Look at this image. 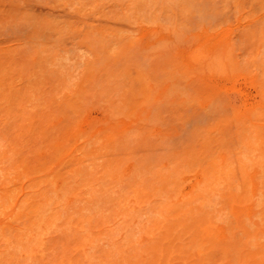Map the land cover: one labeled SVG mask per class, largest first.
Segmentation results:
<instances>
[{
	"label": "bare ground",
	"instance_id": "1",
	"mask_svg": "<svg viewBox=\"0 0 264 264\" xmlns=\"http://www.w3.org/2000/svg\"><path fill=\"white\" fill-rule=\"evenodd\" d=\"M6 1H10L11 3L8 4H12L11 6H14L15 2L17 4L20 2L19 7L15 3L14 13L11 6H9L11 11L4 8L8 5ZM6 1L3 7L0 0V6L5 12L3 10L0 12L1 15L4 13L0 16V29L2 28L0 40L3 39V35L14 30H17L14 33L15 35L18 33L20 38H16L17 35L14 37L13 32V34L10 33L13 35L11 40L12 37L16 38L14 42L8 38L11 47L8 39H3L5 44L8 43L7 46L4 45L3 40L0 41L7 47L5 52H0V64L2 63L0 68L3 67V71L0 69L3 72H0V165H2L0 166V188L10 182V177L14 178V181L10 182L8 187L14 184L16 188L14 189L13 185L12 189L10 187L0 189L1 192H5L0 193V264H264V0H51L57 3L58 7L64 8L62 13H67L64 16H68L66 19L61 18L62 13L59 10L60 14L56 11V5L51 8L57 12L56 18L50 14L49 18L52 17V19H48L47 16L44 19V16H41L44 14L40 13V18L43 19L36 17L39 11L34 10L35 13L32 7L42 0H36L37 4L36 1L31 0L34 2L33 6L29 0ZM49 1L43 0L44 5L39 3L40 8L49 5L50 10L51 2ZM95 3L98 8L95 7ZM28 5L32 6V9ZM20 6L24 7L22 8L24 12L20 10ZM91 6L93 9H98L97 14L99 11H104L102 14L105 20L109 17L108 21L111 18L115 24L122 21L121 24L118 23L121 27H125L123 22L127 23L126 27L129 28L135 26L144 28V24L146 27L156 25L158 27L156 30L159 32L164 29L169 32V35L174 36L192 30L190 29L192 21L199 27L216 26L214 21L217 18L214 15L222 17L217 25L228 20L225 19L226 15H232L235 22L240 21V24L242 20L249 22L242 31L257 42L258 45L253 46L254 49L244 43L238 46L233 44L223 56L219 55L220 59L215 52L216 57L211 58V60L215 58L214 66L202 63L192 69L195 74L208 70L219 77V74L233 70L240 63L242 55L249 52L248 48L250 50L252 48V53L256 52V54L245 62L253 71H256L259 80L260 108L254 112H248L249 114H240L241 108H223V104L221 103V106L220 102L211 96L212 93H208L210 89L208 87H205L207 91L204 89L207 93L202 91L203 95L198 96L200 97L198 99L196 96L201 95L202 92L195 95L182 88L183 81L187 83L188 80L184 79L186 75L182 79L178 76L174 77L173 73L167 71L168 76L163 74L158 82L155 74L152 75L151 68L154 71L155 62L156 65L164 62L161 61L162 57L168 62V59H165L167 57L165 55L168 54L164 52L165 46L159 43V55L163 54V56L156 54L153 61H149L150 58H147L144 52L141 54V58L146 57L148 61L146 66L148 68H146L145 59L143 61L140 58V51L138 55L135 34L128 33L126 29L119 26H116V29L109 27L111 29L109 30L107 22L99 16L100 14L96 16L104 21L103 24L107 30L103 26L102 30L96 29L95 24L98 25L100 21L95 22L94 26L88 24L89 21L85 17L93 20L95 16L93 9L92 14L89 15L90 11L87 8L91 10ZM27 7L33 13L31 10L29 12ZM5 10L10 13H6ZM27 14L36 19L31 20L32 18ZM35 14L36 16L33 17ZM10 15L12 19L9 18ZM57 15L59 20H56ZM256 15H259V18H255ZM4 16L6 18L3 21ZM8 18L11 21H8ZM4 22L9 24L11 22V25ZM6 24L8 32L3 33L6 29L3 26L5 27ZM13 26L17 29L11 28ZM9 27L12 30H9ZM18 28L26 30L18 31ZM28 29H31V32H27ZM145 31L146 29L142 32ZM21 32L24 34L27 32L25 35L31 33L29 37L32 41L28 35L31 42L27 40ZM147 32L143 35L146 36ZM20 33L31 44L27 41L24 44L22 40L24 38L19 35ZM10 34L4 37H9ZM138 40L140 42V38ZM69 41H73L74 44ZM12 43L17 44L12 46ZM66 43H69V46L71 44L72 48ZM2 45L0 44V51L4 48ZM27 45L30 50L26 48ZM75 45H78V49L75 50H79V53L75 52ZM81 45L87 49L86 52L89 51L86 53L82 49L87 56L90 53L87 61L85 60L87 56L85 58L84 53L81 52ZM61 47L73 49L72 55L77 53L80 58L74 55L72 58L75 62L72 59L67 60L71 58L69 49L64 51L66 55H69L67 58L65 54L61 55L63 53ZM23 48L27 49H25L27 54ZM14 51L15 54L24 53L13 55ZM19 55L21 59L16 60V56L19 57ZM3 56L8 58L5 59ZM74 57L84 60L79 61ZM12 58L15 59L10 62ZM155 58L162 59L157 62ZM19 60H21L20 63ZM62 60H66L65 64L75 63L74 65L63 63L65 66H70V70L71 66L75 70L77 64L80 67L84 65V69L79 67L80 70H84H81L83 73L80 77H78V70L77 73L75 72L76 78L72 73L73 69L70 73L65 71L68 67L60 64ZM4 62L7 63L6 66ZM9 62L11 67H8ZM83 62L86 63L83 64ZM11 63L16 64L14 68ZM174 64L170 65L171 71ZM29 65L33 67L30 68ZM46 66L60 68L58 67L59 71H57V67H54L57 72H53ZM17 68L21 74L16 73ZM26 68L27 72L23 74L28 80L23 78L22 74V69ZM35 68L36 70L42 68L40 70L43 72L39 70L37 72ZM31 69L38 75L42 72L44 76L36 75L37 78H35V71ZM60 69H64L66 73H62L64 71ZM156 69L158 70L157 67ZM184 71L182 74L185 73ZM47 72L53 75L51 81H54L53 84L51 83L50 88L53 90L49 95L44 94L46 91L43 90L47 86L45 82L46 76L49 75ZM186 72L189 74L188 71ZM67 73L72 74L75 79ZM41 76L43 79L46 77L43 81L41 80L43 86L39 85L41 81L38 82ZM189 76L192 77V75ZM189 76L186 77L189 78ZM20 78H23L24 86L22 83V85L18 84V90V85L15 83L16 81L20 83ZM25 80L28 83V89ZM161 80H164L166 84L171 81V91L166 92L165 96L167 97L168 93L170 95L168 97H171V100L175 98L174 101L177 102V105H174L168 97L165 99L166 97L162 96L163 99L169 100V102L164 100L167 103H165L166 107L170 103L173 105L171 107L170 104L172 109L169 111L163 106L161 97L156 98V101L152 99L154 102H151V97L155 94L154 92L152 95V92L158 87L157 84L162 83ZM36 81L39 83V89L36 88L38 87ZM2 83L7 88L2 89ZM184 85L187 84L184 83ZM187 88L189 89L190 86ZM14 89H17V92L13 91ZM62 89L66 92H62ZM158 90L157 93L162 94L165 89H162L161 93ZM42 99L46 102L43 103ZM2 100L4 101L1 102ZM157 100L161 103L156 104L158 107H155ZM11 103H16L18 111L13 109L15 106L13 104V107ZM35 103L37 106L42 103L48 106L52 104L51 106L57 110L53 111L51 107L47 106L48 109L42 104L44 108L42 107L43 109L41 108L39 112L40 109L38 110L37 107L32 109ZM58 105L60 108H57ZM178 105L183 106L184 109ZM196 105H200L202 113ZM174 106L176 111L173 109ZM96 107L100 112L102 110L104 122L110 120L108 123H112L113 126L111 124L110 128L106 130L102 128V130L101 126L96 125L100 128L96 130L92 124L91 127L88 124V127L85 125L89 118L88 111L93 108L96 110ZM177 107L184 111L187 107V111L198 107L199 114L195 112L197 115L190 119V125L188 118L190 113L185 116ZM13 110L21 114L20 121L24 118L21 122L19 119L11 118L13 113L11 114L10 111L13 112ZM166 112L167 114L178 112L177 114L181 113L180 116L187 117L186 121L184 117L175 115L178 121L184 118L182 121L187 122L185 124L183 122L182 126L188 131L183 130L187 132L188 136L184 135L186 139L189 137L188 140L184 141V137L182 140L178 137V141L174 140L178 144L173 145L172 140L166 141L164 138L156 137L153 143L152 135L148 131L153 130V127L155 130L158 129L153 125L159 127L160 124L161 128L168 125L164 122L167 119L164 117ZM199 115L202 121L198 118ZM36 117H39V121ZM161 117L164 118L163 126ZM194 118L198 125L194 123L196 125L192 126L193 122H196ZM137 120L138 124L140 122L144 127L140 126L141 130L137 128L140 125H136ZM81 124L85 125L84 129L86 127L87 131L81 128ZM6 126L9 128L7 129ZM144 130L147 132L145 133ZM148 134H150L148 140H151L152 144L148 140V143L145 142L147 137L149 138ZM141 135L144 140L141 139ZM180 135L183 136V133L181 132ZM140 140L150 148L152 145L159 154L148 150L149 152L142 156L143 154L141 155L137 150L141 148L139 151L143 152L141 151L143 143ZM180 140L184 143L188 141L189 145L179 142ZM140 142L142 144H139ZM174 146H177L179 150L174 149L176 154L171 151ZM11 147L18 148L17 152ZM148 147L144 149L147 151ZM159 147L164 153L158 150ZM170 147L172 149L169 151ZM7 148L12 151L9 150V153ZM48 148L51 149L50 151L53 149L54 152H50ZM166 151L171 153L168 154ZM16 156L20 158L17 159ZM23 157L40 160L29 159L30 162L28 158H25L27 161H23ZM34 161L36 166L33 165ZM24 162H26L25 165ZM193 173L198 176V181L193 182L194 184L192 183L186 190L187 178L189 179ZM16 181L18 183L20 181L19 186H16ZM8 189L17 191H5Z\"/></svg>",
	"mask_w": 264,
	"mask_h": 264
},
{
	"label": "rangeland",
	"instance_id": "2",
	"mask_svg": "<svg viewBox=\"0 0 264 264\" xmlns=\"http://www.w3.org/2000/svg\"><path fill=\"white\" fill-rule=\"evenodd\" d=\"M6 1V0H5ZM5 1H3L2 0V6H3V4L5 5ZM16 1H18V0H16ZM21 1V0H20ZM26 1V0H25ZM28 1V0H27ZM30 1V3H32L31 5L33 6L34 4V2L36 1V0H34V2L32 1L31 2V0H29ZM38 1H41V0H38ZM7 3L6 4H8L10 1H6ZM42 2H43V0L41 1V2H39V3H41L40 5H44V3L42 4ZM49 2H51V4H50V10H49V5L46 7V6H41V8H40V5H39V3L37 4V1L35 2L37 5H34L33 7L32 6H30V5H28V7H32V8H34L33 9V11L34 10H37L36 12H38V13H36L35 11V13L37 14V16H36V14L35 15H33V17L34 16H36V17H39L40 18V15H39V13L40 14H44V15H41V16H44V19L46 18L45 16H47V18L48 19H52V17L51 18H49L51 15L50 14H53L52 16H54L55 18H56V14H57V12H63V9L64 8H62V7H58L56 4L57 3H55V2H53V1H49ZM53 2V3H52ZM11 3V2H10ZM14 3V2H13ZM16 3V2H15ZM15 3H14V6H11L12 4H8L7 6L5 5V7L4 8H6L8 11L10 10V7L9 6H11L13 9V12L12 13H14V11H16V7H15ZM20 3V2H19ZM18 3V4H19ZM21 3H23V2H21ZM29 3V4H30ZM55 3V4H54ZM17 3H16V6L18 5ZM23 4H25V2L23 3ZM26 4H28V3H26ZM45 4L47 5V2H45ZM96 4V3H95ZM22 5V4H21ZM56 5V6H55ZM110 5V4H109ZM24 7H26V5H23ZM23 6H20L21 8H20V10L22 9V8H24ZM54 6H55V8L57 7V12L56 11H54L55 9H51V8H54ZM92 6H94V4L92 5ZM91 6V10L89 9V8H87L89 11H90V14L89 15H91L92 14V9H93V7ZM97 6V7H96ZM9 7V8H8ZM18 7H19V5H18ZM17 7V8H18ZM27 7V8H28ZM38 7V8H37ZM89 7V6H88ZM95 7L96 8H98V5L96 4L95 5ZM94 7V8H95ZM110 6H108V8H109ZM3 8V9H4ZM31 8V9H32ZM62 8V10H60ZM96 8L95 9H93V11H95V16H96V14H97V12L96 11H98V9L96 10ZM107 8V9H108ZM2 9V7L0 6V12H1V10H3ZM19 9V8H18ZM29 9V8H28ZM28 9L26 10V12L28 11ZM31 9H29V12H30V10ZM39 9H42V10H39ZM44 9V10H43ZM46 9H48L49 11H45ZM113 9V8H112ZM115 9V8H114ZM113 9V10H114ZM7 10H5V11H7ZM20 10H17V11H19L20 12ZM23 10V12H24V9H22ZM53 12H52V11ZM59 10V11H58ZM67 10V9H66ZM111 10V9H110ZM115 10H117V9H115ZM6 12V13H10V12ZM11 11V10H10ZM32 11V10H31ZM33 11H32V13H33ZM41 11V12H40ZM45 11L46 13H47V15H45L46 13L43 12ZM51 11V12H50ZM88 11V12H89ZM109 11V10H108ZM3 12H4V10H3ZM23 12H21L22 14H23ZM55 12V13H54ZM60 12H59V14H60ZM65 12V11H64ZM68 13H69V11H67ZM101 12V13H100ZM104 11H99L98 12V14H100L99 16H101V18H103L104 20H105V18H104V13H103ZM105 12H106V10H105ZM5 13V12H4ZM4 13H2V15L0 14V16H3L4 15ZM17 13V12H16ZM16 13H15V15H16ZM49 13V14H48ZM86 13V12H85ZM103 13V14H102ZM20 14V13H19ZM21 14V15H22ZM63 14V15H62ZM60 16H63V17H61V18H67L68 16H66V17H64L65 15H67V13L65 14V13H62ZM72 14V13H71ZM97 14V15H98ZM14 15V16H15ZM28 15V14H27ZM31 15V14H30ZM49 15V16H48ZM70 15V14H69ZM75 15V14H74ZM88 15V16H89ZM103 15V16H102ZM5 16H7V15H5ZM3 17L2 19H3V21H4V19L6 18V17ZM9 16V15H8ZM29 16V15H28ZM73 16V15H72ZM86 16H87V14H86ZM95 16H94V19L93 20H91L90 18H86L85 16V19L86 20H88L89 21V23H88V21H87V23L88 24H90V25H93L94 26V24H95V22H102V24L99 22L98 23V25H100V27H98V25H97V23L95 24L96 26V29L97 28H101L100 30H102V26H103V28H105V24H103V22L104 21H101V19H100V17H99V19L97 18V16H96V18H97V20L95 19ZM27 17V16H26ZM29 17H31L32 18V16H29ZM59 16L57 15V19L56 20H59L60 18H58ZM75 18H78V16L76 17V16H74ZM90 17V16H89ZM92 17V16H91ZM214 17H216L217 18V20L216 21H214L215 23H214V25H216V26H203V27H199V26H197L195 23H194V21H192L190 24H191V26H190V29H192V30H190V31H186L185 33H180L179 35H177V36H174V35H169V32L167 31V30H164V29H162V31H158V30H156V29H158V27L156 26V25H152V27H151V25H149V26H147L146 27V24H144L143 25V27L144 28H140L139 26H135L134 28H129V27H126L128 24L126 23H124L123 22V24L125 25V27H121V25H119L118 23H120V22H122V21H119V22H117L116 24L114 23V21L112 22L111 21V18L109 19V21H108V18L105 20L106 22H107V27L109 28H111V29H116V26H119V27H121V28H124V29H126L127 30V32L128 33H130V32H132V34L134 35L135 34V36L137 37V43H138V55H139V51H140V58H141V54L144 52L145 53V55H146V57L147 58H150L149 59V61H153V58L155 57V55L156 54H158V56H163V54H160L159 55V53H160V51L158 50V45H159V43H161L162 45H164L165 46V48H164V52L165 53H168V54H166L165 55V59H168V62L169 61H173L172 63L171 62H167V60L165 61L164 60V57H162L160 60L161 61H164V62H159L158 63V65H160V63H162L160 66H158V65H156V62H155V66H154V68H155V70L154 71H156L155 73H154V71L152 70V68H151V72H152V75L154 76V74H155V76L157 77V80H158V82H159V80H160V78H162V75L163 74H165V75H167L168 74V72L167 71H169L170 73H173L172 75L174 76V77H180V78H184V76L186 75V76H189V75H192V77L191 76H189V78H187L186 76H185V78L184 79H188L187 80V83H186V81H183V86L184 87H182V88H184V89H187L188 90V92H190L191 94H195V95H197V94H201V92L202 91H205L204 89H206L205 87H208V88H210L209 89V92L208 93H212L211 94V96L213 97L214 96V99H216L218 102H220V104L222 103L223 104V106H222V104H221V106L223 107V108H226V107H228L227 109H230L231 107L232 108H241V109H239V111H240V114H246V113H250V112H254V111H256V110H258L260 107H259V104L261 103V97H260V85H259V80L257 79V75H256V71H253L252 69H251V66H248V65H246V60L247 59H249L251 56H254L255 54H256V52H253L252 53V48L251 47H253V46H257L258 44H257V42L251 37V36H248V35H245V33L243 32L244 30H245V25L247 26V24L249 23V22H247V21H245V22H243L244 20H242V22H241V24H240V21H238V22H235V18L232 16V15H226L225 16V19H228L226 22H224V23H222L221 25H217V23L219 22V21H221V16H219V15H214ZM9 18H11L12 19V16L10 15V17ZM8 18V19H9ZM13 18H15V17H13ZM83 17H81V19H82ZM113 18V17H112ZM255 18H259V15H256L255 16ZM34 19H36V18H34ZM33 18L31 19V20H34ZM40 19H43L42 17L40 18ZM64 19V20H65ZM84 19V20H85ZM90 19V20H89ZM86 20H85V22H86ZM113 20V19H112ZM118 20V19H117ZM191 20H194V19H191ZM8 21H11L10 19L8 20ZM74 21V20H73ZM94 21V22H93ZM116 21V20H115ZM105 22V23H106ZM4 23H7V22H4ZM4 23L2 24V25H4ZM12 23H15V22H13L12 21ZM245 23V24H244ZM1 24V23H0ZM7 24H9V23H7ZM7 24H6V26L4 27L3 26V28H6L5 29V31L3 32V33H6V32H8V31H6V30H8L7 29ZM121 24V23H120ZM9 25H11V22H10V24ZM8 25V26H9ZM109 25V26H108ZM124 25H122V26H124ZM142 25V24H141ZM239 25V26H238ZM1 26V25H0ZM14 26H15V24H14ZM14 26L13 27H11V28H14ZM112 26V27H111ZM132 26V25H131ZM242 26V27H241ZM26 27V26H25ZM25 27H23V28H25ZM107 27L105 28L106 30H107ZM149 27V28H148ZM10 27H9V30L11 29ZM23 28H21V30L23 29ZM109 28V30H111ZM148 28V29H147ZM14 29H17V28H14ZM146 29V31L145 32H147V30H148V32H147V35L146 36H144L145 35V32H142V31H144V30ZM151 29V30H150ZM160 29V28H159ZM242 29H243V31H242ZM1 31H2V28L0 29ZM4 30V29H3ZM12 30V29H11ZM19 28H18V31H21ZM26 29H24V30H22L23 32L25 31ZM104 30V29H103ZM117 30H118V27H117ZM126 30H124V32L126 31ZM142 30V31H141ZM122 31V30H121ZM150 31V32H149ZM165 31H167V32H165ZM14 33V32H17V30H14V31H11V32H8L9 34L10 33ZM23 32H21V33H23ZM27 32H31V29H28V31ZM27 32H25V34L27 33ZM243 32V33H242ZM7 33V34H8ZM12 33V34H13ZM19 34L20 36H22V34ZM7 34H5V35H7ZM12 34H10V36L8 37H4L5 35H3V39H8V38H10V40H11V36H13L14 35V37L17 35L18 36V33H16V35H15V33L12 35ZM24 33H23V35H25ZM31 33H28L27 35H28V37H29V35H30ZM144 34V35H143ZM27 35H25L24 37H26V39L27 40H29L30 41V39H31V37H29L30 39H28V37H27ZM2 36V35H1ZM0 36V37H1ZM16 36V38H20L19 36L17 37ZM144 36V37H143ZM23 37V36H22ZM23 37V38H24ZM16 38H14V39H16ZM140 38V42H139V39ZM3 39H1V40H3ZM13 39V37H12V40H11V42H14L15 40ZM17 39V40H18ZM25 39V38H24ZM24 39H22L23 41H24V44H25V41H27L26 39L24 40ZM0 40V41H1ZM9 40V39H8ZM8 40H6V41H8ZM10 40H9V43H10ZM21 40V39H20ZM22 41V42H23ZM31 41H32V39H31ZM30 41V42H31ZM208 41V42H207ZM3 42H4V40H3ZM20 42V41H19ZM19 42H17V43H19ZM21 42V43H22ZM30 42H28L27 41V43H29V44H31ZM70 42V41H69ZM72 43H73V41H71ZM70 42V43H71ZM76 42V41H75ZM16 43V44H17ZM71 43V44H72ZM240 43H244L245 45H248V47L249 46H251L250 48H251V50L248 48V50H249V52L247 53H245V54H243L242 55V57L240 58L241 60H240V63L233 69V70H227L228 72H225V73H223L222 75L221 74H219L220 76L219 77H217V74L216 73H210V72H208V70H205V71H203V72H196V74L194 73V70L192 69L193 67H195L197 64H209V65H213V61H214V59L215 58H213L212 60H211V58L212 57H216V55L218 54V57H219V55L220 54H222V56H223V54H224V52L230 47V45H233V44H236L237 46H238V44H240ZM1 45H2V43H0ZM7 42H6V44H5V42H4V45H6L7 46ZM16 44H14V43H12V46L14 45H16ZM23 44V43H22ZM67 44V43H66ZM65 44V45H66ZM70 44V46H72ZM74 44V43H73ZM20 45V44H19ZM68 46H69V43L67 44ZM80 45V44H79ZM84 45V44H83ZM179 45H181V46H179ZM217 45V46H216ZM219 45V46H218ZM6 46H3L2 45V47H4L3 48V50H1L0 52L2 53V52H5V48H7ZM28 46V45H27ZM26 46V48L28 49L29 48V46L27 47ZM69 46V47H70ZM82 46V45H81ZM8 47H9V45H8ZM10 47H11V43H10ZM21 47H23V45L21 46ZM77 47V48H76ZM179 47H181V48H179ZM201 47H202V50H201ZM218 49H217V48ZM221 47V48H220ZM18 48V47H17ZM26 48H23L24 49V52H26ZM70 48H72V47H70ZM81 47H79V49H80ZM85 47L84 46H82V48H81V50L83 49L85 52H86V50L87 49H84ZM204 48V49H203ZM216 48V49H215ZM8 49H10L11 50V48H8ZM19 50H20V46H19V48H18ZM26 49V50H25ZM49 49V48H48ZM51 49V48H50ZM62 49H63V47H61V52H63V53H61V55L63 56L65 53H64V51H68V49L69 48H67V47H65L64 49H63V51H62ZM75 49H78V45L76 46L75 45V47H74V50ZM253 49H254V47H253ZM18 50V51H19ZM28 50H30V49H28ZM71 49H69V55H66L67 56V58H68V56L69 57H71V58H69V59H67V60H70V59H72L74 62H75V60L72 58V56H74V55H72L74 52H73V49L70 51ZM83 50L81 51V52H83ZM32 51V50H31ZM77 50H75V52H76ZM79 51V50H78ZM77 51V53H79ZM218 51V52H217ZM24 52H22V53H24ZM72 52V53H71ZM80 52V53H81ZM87 52H89V51H87ZM86 52V53H87ZM217 54H216V53ZM6 53H8V52H6ZM22 53H17V54H15V51L13 52V55H18V54H22ZM60 53V52H59ZM67 53V52H66ZM76 53V55L75 56H78V54ZM84 53V52H83ZM82 53V54H83ZM86 53H84V54H86ZM238 53V52H237ZM26 54H27V52H26ZM25 54V55H26ZM83 54V56L85 57V56H87V54L86 55H84ZM90 54V53H89ZM89 54H88V56H87V58L85 59L81 54H79L80 56H82L86 61H87V59H88V57H89ZM169 54H172L171 56L169 55ZM214 54V55H213ZM4 55V54H3ZM28 55H29V52H28ZM8 57H9V54L7 55ZM21 56H23V55H21ZM66 56L64 57V58H66ZM157 56V55H156ZM168 56H169V58L170 57H172V58H168ZM175 56V57H174ZM200 56V57H199ZM5 59L6 58H8V57H6V56H3ZM11 57V56H10ZM79 57V56H78ZM81 57V58H82ZM143 58L145 57L144 55L142 56ZM145 57V58H146ZM191 57H192V59H191ZM194 57V58H193ZM220 57H221V55H220ZM220 57H219V59H220ZM17 58H20L21 59V57H20V55H19V57H17L16 56V60H17ZM27 58H28V56H27ZM75 59H76V57H74ZM80 58V57H79ZM79 58H77L78 60H79ZM144 58V59H145ZM157 58V57H156ZM155 58V60L158 62V61H160V60H157ZM176 58V59H175ZM210 58V59H209ZM1 59V58H0ZM3 59V58H2ZM10 59V58H9ZM9 59H7L8 61H9ZM15 59V58H14ZM13 58L10 60V62L12 61V60H14ZM29 59H30V57H29ZM31 59H33V58H31ZM76 59V60H77ZM84 59H82V60H79V61H83ZM144 59H142L141 58V60H143L144 61ZM174 59V60H173ZM204 59V60H203ZM4 60V59H3ZM26 60V59H25ZM140 60V59H139ZM140 60V61H141ZM148 60V59H147ZM154 60V61H155ZM194 60V61H193ZM209 61V63H208V61ZM5 62H7L6 60H4ZM20 61L21 60H19V63H20ZM23 61V60H22ZM27 61V60H26ZM66 61V60H65ZM65 61L64 60H62V61H60L61 63L60 64H65ZM72 61V62H73ZM78 61V62H79ZM142 61V62H143ZM196 61V62H195ZM207 61V62H206ZM211 61V62H210ZM1 62V61H0ZM5 62H4V65L6 66L7 65V63L5 64ZM10 62H9V65H10ZM14 62V61H13ZM29 62V61H28ZM69 62V61H68ZM145 67L147 66V62L148 61H146V59H145ZM165 62H167L165 65H164V63ZM174 62H175V64H174ZM71 63V62H70ZM70 63H66L67 65L69 64L70 65ZM77 63V62H76ZM86 63V62H85ZM84 62H83V64H85ZM2 64V63H1ZM0 64V65H1ZM12 64V63H11ZM28 64V63H27ZM30 64V63H29ZM31 64H32V62H31ZM63 64V65H64ZM65 64V65H66ZM72 65H74L75 63H71ZM171 64H174L173 65V70L171 71L170 70V68H171ZM181 64V65H180ZM14 65H16L15 63H13L12 64V68H14L13 66ZM21 65V64H20ZM23 65V64H22ZM33 65H34V63H33ZM62 65V66H63ZM64 65V66H65ZM78 66V68L75 66V70L73 69V66H71L72 68H71V70H72V73H73V75L75 76V74L77 73V70H78V77H80V74H82L83 72L82 71H84V70H80V68H83L84 69V67L82 66V67H80V65L79 64H77ZM81 65H82V63H81ZM35 66V65H34ZM63 66V67H64ZM170 66V67H169ZM180 66V67H179ZM181 66H183V67H181ZM186 66V67H185ZM188 66V67H187ZM214 66V65H213ZM8 67H11V65L10 66H8ZM7 67V68H8ZM18 67V66H17ZM24 67H25V65H24ZM27 67V66H26ZM29 67H30V65H29ZM29 67H27V68H29ZM31 67H33V66H31ZM30 67V68H31ZM41 67V66H40ZM47 67V66H46ZM54 67H57V71H59V66H54ZM53 66H50V68H48L47 67V69H49V70H51V71H53V72H57L56 70H55V68H54ZM59 67V68H58ZM63 67H61V68H63ZM65 67H68L69 68V70H68V68L67 69H65V71H67V72H69L70 73V66H65ZM80 67V68H79ZM156 67L158 68V70L156 69ZM168 67V68H167ZM175 67V68H174ZM179 67V68H178ZM16 68V67H15ZM21 68V67H20ZM27 68L25 69V70H23L22 69V74L24 73H26L27 72ZM38 68V67H37ZM146 68H148V67H146ZM161 68V69H160ZM182 68V69H181ZM186 68V69H185ZM1 69V68H0ZM4 69H6V67L4 68ZM33 69V68H32ZM31 69V70H32ZM40 69H42V68H40ZM40 69H37L36 70V68H35V70L38 72V70L39 71H42V70H40ZM46 69V70H47ZM167 69V70H166ZM172 69V68H171ZM176 69V70H175ZM2 71H3V67H2V69H1ZM11 70V69H10ZM17 70H18V68H17ZM29 70V69H28ZM30 70V71H31ZM35 70H32L33 72L35 71ZM60 70H63L64 71V69H60ZM79 70H80V72H79ZM166 70V71H165ZM178 70V71H177ZM185 70V71H184ZM190 70V71H189ZM26 71V72H25ZM36 71L34 72V76H35V78H37V76L36 75H38V73H36ZM62 72V73H66V72ZM163 71H165V72H163ZM182 71H184L185 73L184 74H182L183 72ZM186 71H188V73L189 74H187V72ZM1 72V71H0ZM17 72H20V74H21V71H16V73ZM29 72V71H28ZM43 72V71H42ZM42 72H40L39 74L41 75L42 74ZM76 72V73H75ZM1 73H3V72H1ZM12 73H13V71H12ZM59 73V72H58ZM69 73H67L68 75H70ZM203 73V74H202ZM23 74V75H24ZM47 74H49L48 76H46L47 77V79L45 80V82H46V84H47V86H45L44 87V89H43V87H42V89L43 90H45L46 92L44 93V91L42 92V93H44V94H46V95H49L50 94V92L53 90V88H50L51 86H52V84L54 83V81H51L52 79H51V77L53 76V75H51L49 72H47ZM46 74V75H47ZM157 74V75H156ZM212 74L214 75V77L215 78H213V76H212ZM14 75H15V73H14ZM27 75H29V73L27 74ZM40 75H38L39 77H40ZM43 75V74H42ZM182 75V76H181ZM193 75H195V76H193ZM0 76H1V74H0ZM44 76V75H43ZM71 77H73L74 78V76H72V74L70 75ZM82 76V75H81ZM168 76V75H167ZM38 77V78H39ZM42 77V76H41ZM45 77V78H46ZM77 77V78H78ZM23 78H26V80H28L27 79V76H25L24 75V77ZM23 78L20 80V83L18 82V81H16L17 83H15V85L17 84H21L22 83V80H23ZM44 78V79H45ZM75 78H76V76H75ZM74 78V79H75ZM159 78V79H158ZM208 78H210V79H208ZM212 78V79H211ZM217 78V79H216ZM40 79V78H39ZM38 79V80H39ZM43 79V77L38 81V82H40L41 80L43 81L44 80ZM195 79V80H194ZM199 79V80H198ZM26 80H25V82H26ZM37 80V79H36ZM191 80V81H190ZM201 80V81H200ZM24 81V80H23ZM42 81L40 82L41 84H39V83H37V81H36V85H41V86H43V84H42ZM162 81V83L160 82L159 84H157V88H156V90H154L153 92H152V95L154 94V92H155V94L151 97V100L152 99H154V101H156V98H162V96H164V98L166 97L165 95H166V92H170L171 91V88H172V85H170V82H169V84H168V82H167V84L164 82V80H161ZM193 81V82H192ZM194 81H195V83H194ZM44 82V83H45ZM53 82V83H52ZM76 82V81H75ZM206 82V83H205ZM5 83H7V82H5ZM24 83V82H23ZM22 83V84H23ZM34 83V82H33ZM52 83V84H51ZM184 83L185 84H187V85H184ZM193 83V84H192ZM200 83V84H199ZM21 84V85H22ZM26 85H27V89H28V83L26 82L25 83ZM35 84V83H34ZM190 84H192V85H194V86H192V85H190ZM204 84V85H203ZM2 89H3V87H4V84L2 83ZM20 85V86H21ZM38 85V87H36V88H38L39 89V86ZM84 85V84H83ZM89 85V84H88ZM160 85V86H159ZM168 86V87H166L165 88V86ZM199 87H198V86ZM202 85V86H201ZM258 85V86H257ZM23 86H24V84H23ZM22 86V87H23ZM86 86V85H85ZM171 86V87H170ZM188 86H190V88L189 89H191V90H189L187 87ZM192 86V87H191ZM212 86V87H211ZM17 87V86H16ZM16 87H14V88H16ZM54 87V86H53ZM62 86H60V88H61ZM91 87V86H90ZM156 87V86H155ZM5 88H7L6 86L4 87V89ZM25 88V89H26ZM63 88V87H62ZM88 88V87H87ZM168 88V89H167ZM17 89L19 90V85H18V87H17ZM17 89H14L13 91H15L16 90V92H17ZM91 89V88H90ZM158 89H160V90H158ZM164 91H163V90ZM194 89H195V91H194ZM21 90L23 91L24 89H22L21 88ZM66 90V89H65ZM157 90H158V92H162V94H159V93H157ZM12 91V92H13ZM25 91V90H24ZM27 91V90H26ZM40 91H41V88H40ZM197 91H198V93H197ZM206 91H207V89H206ZM205 91V93H207ZM62 92H66V91H64V89H62ZM194 92V93H193ZM164 93V94H163ZM204 93V94H205ZM156 94H159V95H157L156 96ZM18 95V94H17ZM203 95V92H202V94L201 95H197L196 97L198 98V96H202ZM168 96H170L168 93H167V97ZM47 97H49V96H47ZM155 97V98H154ZM167 97L165 98V99H167ZM169 99H170V101L174 104V105H177L176 103L177 102H175L174 100H175V98H174V100H171L172 98L171 97H168ZM163 99V98H162ZM165 99H163V102H164V100ZM198 99H200V97L198 98ZM259 100H260V102H259ZM4 100H2L1 102H3ZM34 101V100H33ZM42 101H43V103H45L46 102V100L44 101L43 99H42ZM41 101V102H42ZM48 101V100H47ZM59 101V100H58ZM153 100L151 101L152 103L154 102ZM158 101L159 100H157V102L155 103V107L159 104L160 105V103H158ZM165 101H168L169 102V100H165ZM176 101H178L177 100V98H176ZM14 102V101H13ZM40 102V103H41ZM49 102H50V99H49ZM52 102V101H51ZM151 102L149 103L150 105H151ZM162 102V103H163ZM175 102V103H174ZM258 102H259V104H258ZM5 103V102H4ZM8 103V102H7ZM6 103V104H7ZM37 103V102H36ZM36 103H35V107H32V109L33 108H36L37 107V109L39 110V112L41 111V108L43 107V105L42 104H39L38 106L36 105ZM60 102H58V104H59ZM165 103L166 102H164V105L163 106H165L166 107V105H165ZM172 103H170L171 105H172ZM12 104V103H11ZM14 104V103H13ZM13 104H12V106H13ZM16 104V103H15ZM15 104H14V106H15ZM34 104V103H33ZM50 104V103H49ZM52 104H53V102H52ZM51 104V105H52ZM55 104H57V103H55ZM61 104V103H60ZM98 104H100V102H98ZM148 104V103H147ZM157 104V105H156ZM167 104V103H166ZM170 104L169 105H167V110L169 111V110H171L172 108H170ZM179 104V103H178ZM258 104V105H257ZM42 105V106H41ZM51 105H49L48 106V104L47 105H44V106H48V107H51L52 109H54ZM225 105V106H224ZM12 106H11V108H12ZM13 106V107H14ZM33 106V105H32ZM39 106H40V108H39ZM59 107H57V108H60V105H58ZM153 106V105H152ZM178 106H180V107H182L183 109H184V107L183 106H181V105H178ZM196 106H198L199 107V110H200V112H201V107H200V105H196ZM195 106V107H196ZM255 106V107H254ZM261 106V105H260ZM47 107V108H48ZM55 108H56V106H54ZM62 107V106H61ZM148 107H149V105H148ZM158 107V106H157ZM171 107H173V105L171 106ZM176 106H174V111H176L175 108ZM193 108V110L191 109V107H190V109L191 110H189L188 109V111L186 110L187 108H185V111L184 110H180L178 107V109L181 111V113L183 112V114L185 115V116H188V114H189V120L191 119H193V117H194V115L196 116L197 114H199V112H198V107H197V109L196 108ZM254 107V108H253ZM17 107L15 106V108H13V109H16ZM44 108V107H43ZM42 108V109H43ZM46 108V109H47ZM95 108V107H94ZM91 109L90 111H88V113L87 114H89V115H87L89 118H88V120H87V123L85 124L87 127H88V125L91 127V124L94 126V128L96 127V125H98L99 127L101 126V129L103 128L104 130H106L112 123H108V122H110V120L109 121H105L104 122V119H105V117H103L104 115H102L101 114V112H102V110H101V112H100V110H98V108L96 109L98 112H96V110L95 109ZM152 108V107H151ZM168 108H170V109H168ZM222 108V109H223ZM28 109V108H27ZM31 109V110H32ZM49 109V108H48ZM154 109H157V108H154ZM158 109H160V108H158ZM17 110V109H16ZM57 109H54L53 111H56ZM163 110V109H162ZM165 111H166V109H164ZM178 110V111H179ZM18 111V110H17ZM35 111H36V109H35ZM46 111H48V110H46ZM52 111V112H53ZM164 111V112H165ZM173 111V110H172ZM238 111V112H239ZM31 112V111H30ZM32 112H34L33 110H32ZM91 112V113H90ZM163 112V111H162ZM163 112V113H164ZM185 112H186V114H185ZM197 114H196V113ZM10 113L12 114V116L13 117H11L12 119L13 118H15L16 120H18L19 119V116L21 115H19V113H16L15 112V110H13V112L12 111H10ZM16 113V114H15ZM35 113V112H34ZM37 113H38V111H37ZM49 113V112H48ZM169 113H172V112H169ZM174 113V112H173ZM176 114L178 113V112H175ZM180 113V114H181ZM202 113V112H201ZM248 113V114H249ZM33 114V113H32ZM40 114V113H39ZM176 114H167V112L165 113V119L166 120H164V118H162L163 117V115H162V126L164 125L163 124V120H164V122L166 123V124H168V125H164L162 128L160 127V124H159V127H158V125H153V126H157V130H155V128L153 127V130L152 129H150V131H148V133L150 132L151 133V137L153 138L152 140H153V143H154V139H156V137H160V138H164V139H166V141L168 140H172V144L173 145H177L178 143L176 142V141H178V137H179V139H183V137H184V141H185V139L187 138V137H185V135L187 134V130L185 129V127H183L182 125H184L185 124V122L187 121V117L185 118V116H180V114H177V115H179L180 117H184V118H182V120L184 119V120H186V121H182V120H179L178 121V118H176ZM247 114V115H248ZM30 115V114H29ZM36 115H38V114H36ZM41 115V114H40ZM93 115H94V117H93ZM168 115H169V117H168ZM176 115V116H175ZM191 115V116H190ZM17 118H16V117ZM32 116V115H31ZM34 116V115H33ZM43 116V115H42ZM92 116V117H91ZM100 116H101V120H99L100 119ZM167 116V117H166ZM179 116H177V117H179ZM29 117V116H28ZM35 117V116H34ZM49 117V116H48ZM200 115L198 116V118L200 119ZM23 118V117H22ZM36 118H38V121H39V117H36ZM41 118V117H40ZM143 118V117H142ZM170 118V119H169ZM173 118H174V121H173ZM203 118V117H202ZM9 120H10V118H8ZM8 119H5L7 122L9 121ZM12 119H11V121H12ZM14 119V120H15ZM24 119V118H23ZM22 119V120H23ZM35 119V118H34ZM43 119L45 120V118L43 117ZM50 119V118H49ZM180 119V118H179ZM195 119V118H194ZM15 120V121H16ZM21 120V121H22ZM30 120H31V118H30ZM48 120V119H47ZM170 120V121H169ZM173 122H172V121ZM178 121V123L176 122V121ZM191 120H190V125H191ZM196 120V119H195ZM201 120V119H200ZM5 121V122H6ZM19 121H20V119H19ZM20 121V122H21ZM25 121V120H24ZM26 121H27V118H26ZM32 121V120H31ZM34 121V120H33ZM46 121V120H45ZM161 121V120H160ZM181 121V122H180ZM202 121V120H201ZM93 122V123H92ZM97 122V123H96ZM101 122H103L102 124H101ZM137 123H136V125H139L140 124V122H139V124H138V120L136 121ZM176 122V123H175ZM179 122H180V124H179ZM184 122V124H182ZM189 122V121H188ZM32 123V122H31ZM35 124L37 123L36 122V119H35V122H34ZM84 123V122H83ZM82 123V124H83ZM96 123V124H95ZM99 123V124H98ZM142 124H143V122H141ZM173 123H175V124H173ZM187 123V122H186ZM194 123H196L197 125H198V123H197V120H196V122L194 121L193 122V124H192V126H195L196 124H194ZM81 124V125H82ZM88 124V125H87ZM85 125H82L81 126V128L83 127V130L85 131V129H86V131H87V128L85 127V129H84V126ZM105 125V126H104ZM107 125V126H106ZM136 125H134V126H136ZM174 125L176 126V127H174ZM177 125H178V127H177ZM188 125V124H187ZM190 125H188V126H190ZM3 126V125H2ZM7 126H8V124H7ZM6 126V127H7ZM96 127V130H97V128L100 130V128L99 127ZM111 126H113V124L111 125ZM140 126H142L143 127V125H139L137 128L138 129H140ZM182 126V127H181ZM187 126V127H188ZM35 127H36V125H35ZM106 127V128H105ZM142 127H141V129H142ZM182 129H181V128ZM223 127V126H222ZM9 127H7V129H8ZM77 128V127H76ZM80 128V127H79ZM78 128V129H79ZM110 128V127H109ZM117 129L118 128H120V127H116ZM136 128V129H137ZM144 128V127H143ZM180 128V129H179ZM190 128V127H189ZM189 128H187L188 130H189ZM228 128V127H227ZM6 129V130H7ZM102 129V130H103ZM137 129V130H138ZM140 129V130H141ZM146 129H148V128H146ZM161 129V130H160ZM226 129V128H225ZM5 130V131H6ZM82 130V129H81ZM93 130V129H92ZM149 130V129H148ZM160 130V131H159ZM162 130H163V132H162ZM174 132H173V131ZM183 130H185V131H187V132H185V131H183ZM192 130V129H191ZM190 130V131H191ZM7 131H9V130H7ZM145 131V130H144ZM155 131H157V132H155ZM189 131V132H190ZM62 132V131H61ZM91 132V131H90ZM147 132V130L145 131V133ZM173 132V133H172ZM181 132L183 133V136H181L180 134H181ZM185 132V133H184ZM192 132V131H191ZM191 132H190V134H191ZM9 133V132H8ZM8 133H6V134H8ZM139 133V132H138ZM142 133H143V131H142ZM158 133H160V135L158 134ZM165 133V134H164ZM166 133H168V134H166ZM175 133H177V134H175ZM62 134H64L63 132H62ZM61 134V135H62ZM170 134V135H169ZM185 134V135H184ZM9 136H10V133L8 134ZM90 135H92V133H90ZM89 135V136H90ZM142 135H144L145 136V134H142ZM142 135H141V139H143V137H142ZM154 135V136H153ZM156 135V136H155ZM167 135H169V136H167ZM175 135V136H174ZM70 136H71V134H70ZM69 136V137H70ZM148 136H149V138L147 137V139L145 140V142H147V140L148 139H150V134H148ZM174 136V137H173ZM177 136V137H176ZM186 136H188V135H186ZM8 137V136H7ZM60 137V136H59ZM62 137V136H61ZM64 137V136H63ZM146 137V136H145ZM173 137V138H172ZM9 138H11V137H9ZM167 138H169V139H167ZM69 139V138H68ZM68 139H66V140H68ZM163 139V140H164ZM188 139H189V137H188ZM188 139H186V140H188ZM65 140V139H64ZM144 140V139H143ZM162 140V139H161ZM174 140H176V141H174ZM179 141V142H183L184 143V141ZM142 143L144 142V141H142V140H140ZM150 141L151 140H148V142L150 143ZM155 141H157V140H155ZM174 141V142H173ZM139 143V144H142V143ZM147 142V143H148ZM158 142V141H157ZM157 142H155L156 144H157ZM165 143V142H164ZM167 143H169V142H167ZM171 143V142H170ZM187 144H188V141L186 142ZM186 143H184V144H186ZM190 143V142H189ZM29 144V143H28ZM145 143H143V145H141L142 146V150L141 151H143V152H140L139 150L141 149H137L138 150V152L142 155V156H144L145 154H147L149 151H152V152H156V154H159V153H157V151H155V148L154 147H152V145H151V148H154V149H151L150 148V146L148 147V145L146 144V145H144ZM150 144H152V143H150ZM149 144V145H150ZM171 144V145H172ZM35 145V144H34ZM171 145H169V146H171ZM172 145V146H173ZM189 145V144H188ZM28 146V145H27ZM33 146V145H32ZM52 146V145H51ZM140 145H139V147H141ZM145 148H147L148 147V149H147V151H146V149H144V147ZM182 146H186L187 147V145H183L182 144ZM6 147V146H5ZM5 147H4V150H5ZM160 147H162V146H160ZM159 147V148H160ZM177 146H174V147H172L173 148V150H171L172 148L170 147V149H169V151L171 150V151H173L172 153L173 154H176V151H174V149L176 148ZM181 147V146H180ZM12 148V147H11ZM30 148H32V147H30ZM52 148V147H51ZM151 150H150V149ZM163 148V147H162ZM162 148H160V149H158L159 151L162 149ZM183 148V147H182ZM8 149V152H9V150H11L12 151V149H14V147L12 148V149H9V148H7ZM6 149V150H7ZM17 150H18V148H16ZM16 149H14L15 151H16ZM54 149H55V147H54ZM144 149V150H143ZM165 149V148H164ZM178 148H176L175 150H177ZM13 150V152H15ZM20 150V149H19ZM48 150L50 151L51 149H49L48 148ZM47 150V152L49 153V151ZM136 150V151H137ZM149 150V151H148ZM157 150V149H156ZM163 150V149H162ZM161 150V152L162 153H164L163 151ZM182 150V149H181ZM180 150V151H181ZM158 151V152H159ZM177 151H179V150H177ZM17 152V151H16ZM50 152H54V150L52 149V151H50ZM138 152H135V153H138ZM167 152V151H166ZM10 153V152H9ZM138 153V154H139ZM168 153V152H167ZM171 152H169L168 154H170ZM179 153V152H178ZM150 154V153H149ZM53 155V154H52ZM141 155H139V156H141ZM31 156V155H30ZM30 156H28V157H30ZM33 156V155H32ZM46 156H48V155H46ZM137 156V155H136ZM17 157V159H19L20 157H18V156H16ZM28 157H25L26 159L28 158ZM34 157V156H33ZM24 158V157H23ZM25 158L23 159V161H27V160H25ZM45 159H47L48 157H44ZM35 160V159H37V158H33L32 159V157L31 158H28V160ZM43 159V158H42ZM29 160V161H30ZM38 160H40V159H37V161ZM20 161H22V159L20 160ZM19 161V162H20ZM31 162V161H30ZM35 162V161H34ZM34 162H32V163H34ZM25 163L26 162H24L23 164L25 165ZM23 164H21V165H23ZM28 164H30V163H28ZM36 164V162L33 164V165H35ZM37 165V164H36ZM35 165V166H36ZM0 166H2V165H0ZM19 166H20V163H19ZM30 166H32L31 164H30ZM1 174V173H0ZM194 175V176H193ZM1 177V176H0ZM189 177V176H188ZM195 177V178H194ZM11 178V177H10ZM9 178V181L10 182H13L14 181V178H11L10 179ZM16 180V179H15ZM19 179H17V181H18ZM15 182L17 185L16 186H19L18 184H20V181H19V183L18 182ZM198 181V176L196 175V174H192L191 175V177H189V179L187 178V187H186V190H188L189 189V187L191 186V184L194 182V183H196ZM10 182H8V184L10 183ZM7 183V182H6ZM5 183V184H6ZM193 183V184H194ZM2 184V183H1ZM4 184V183H3ZM8 184H6V185H4L2 188H4V189H6L5 187H7V188H13V185L12 184H10L9 185V187H8ZM12 186V187H11ZM21 186V185H20ZM2 188H0V189H2ZM20 188V187H19ZM188 188V189H187ZM3 189V190H4ZM14 189H16L15 188V185H14ZM5 191H10V189H8V190H5ZM15 191H17V190H15ZM15 191H10V192H15ZM0 193H5L4 191H0ZM9 193V192H8ZM1 195V194H0ZM47 239V238H46ZM46 247V246H45ZM49 247V246H48Z\"/></svg>",
	"mask_w": 264,
	"mask_h": 264
}]
</instances>
